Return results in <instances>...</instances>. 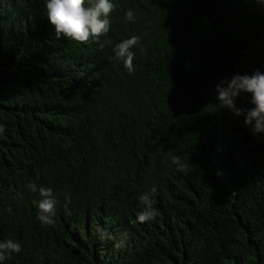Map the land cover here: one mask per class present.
Segmentation results:
<instances>
[{"label":"trees","instance_id":"obj_1","mask_svg":"<svg viewBox=\"0 0 264 264\" xmlns=\"http://www.w3.org/2000/svg\"><path fill=\"white\" fill-rule=\"evenodd\" d=\"M110 2L109 33L82 44L45 0H0V240L22 245L3 264H264V133L215 90L264 72V3ZM132 35L129 72L113 48ZM29 183L53 190L55 223Z\"/></svg>","mask_w":264,"mask_h":264},{"label":"clouds","instance_id":"obj_2","mask_svg":"<svg viewBox=\"0 0 264 264\" xmlns=\"http://www.w3.org/2000/svg\"><path fill=\"white\" fill-rule=\"evenodd\" d=\"M264 3V0H256ZM47 18L55 29V35L78 43L86 44L89 41H100L111 28L110 14L115 5L110 0H45ZM128 21H135V13L128 9L125 13ZM140 42V37L132 35L124 39L113 48L114 60L122 62L124 67L132 72L135 53L132 51ZM111 43V41H105ZM103 46V45H102ZM217 100L221 108L229 109L236 116H243L246 126L251 128L253 135L264 133V72L256 70L251 75L235 74L230 79L225 78L216 85ZM245 98L252 107L244 109L238 107L237 99ZM0 124V133L5 130ZM29 189L38 192L40 199L33 200L38 208V218L42 223H55L57 199L50 187H37L35 183L28 184ZM151 192L142 193L138 199L142 211L137 213L138 222L154 220L157 212ZM66 195V201L70 203ZM67 207V204L65 205ZM22 245L13 239L0 240V264L10 258L12 253H20Z\"/></svg>","mask_w":264,"mask_h":264}]
</instances>
